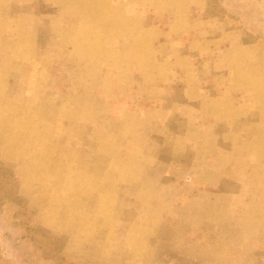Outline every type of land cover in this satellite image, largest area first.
<instances>
[{
    "label": "rangeland",
    "instance_id": "374dc122",
    "mask_svg": "<svg viewBox=\"0 0 264 264\" xmlns=\"http://www.w3.org/2000/svg\"><path fill=\"white\" fill-rule=\"evenodd\" d=\"M0 264H264V0H0Z\"/></svg>",
    "mask_w": 264,
    "mask_h": 264
}]
</instances>
